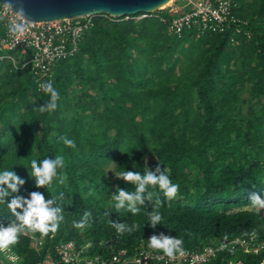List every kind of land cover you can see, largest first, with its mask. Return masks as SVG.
I'll list each match as a JSON object with an SVG mask.
<instances>
[{"label": "trees", "instance_id": "obj_1", "mask_svg": "<svg viewBox=\"0 0 264 264\" xmlns=\"http://www.w3.org/2000/svg\"><path fill=\"white\" fill-rule=\"evenodd\" d=\"M231 1L251 34L236 35L237 46L230 43L231 31L198 38L186 31L179 37L155 17H94L77 54L54 67L52 83L60 99L52 113L35 110L50 97L38 90L29 67L20 68L23 57L10 52L17 66L0 60V171L13 170L25 181L6 201L29 198L33 191L46 199L65 196L58 200L65 219L45 237L47 245L72 240L89 243L93 253L108 244L132 250L163 233L181 238L185 250H201L225 235L232 239L253 229L264 239V210L247 206L252 194L264 199V0ZM157 15L171 18L166 11ZM61 137L74 140L75 148ZM57 155L65 158L66 181L37 189L31 160ZM158 164L179 192L168 201L158 188L150 189L163 202L162 222L153 228L147 215L151 202L135 216L116 211L111 196L117 188L135 186L120 179L113 188L106 170L143 174ZM85 211L92 219L77 229L73 221ZM13 219L0 205V224ZM111 221L140 228L118 235ZM11 251L21 264L38 259L27 236Z\"/></svg>", "mask_w": 264, "mask_h": 264}, {"label": "built area", "instance_id": "obj_2", "mask_svg": "<svg viewBox=\"0 0 264 264\" xmlns=\"http://www.w3.org/2000/svg\"><path fill=\"white\" fill-rule=\"evenodd\" d=\"M231 0H196L188 1L176 14L166 19L161 15L137 14L125 17L124 20H143L151 17L168 24V32L181 36L192 31L198 38L204 34H223L231 31L230 43L238 45L236 35L250 37V32L243 28L246 22L238 19L233 13ZM160 12L157 11V13ZM114 20L108 15H99ZM0 24L3 35L0 37V60L7 59L16 65L10 52H17L23 57L20 68L29 67L38 90L40 84L53 82L54 67L61 61L73 58L79 49L84 34L94 26V17L84 16L76 19H64L53 22H33L30 31L18 39L9 36L7 21L15 17L0 8ZM29 238L30 248L38 259L34 264H262L264 262V239L249 236H237L232 239L212 243L201 250H185V255L169 258L140 243L137 247L115 248L113 245H102L99 253L90 251L91 245L77 244L75 241H64L57 244H46L45 237L25 235ZM51 238V237H50ZM226 248L221 250L220 245ZM233 249L234 252H230ZM236 253L250 256V261L243 258L227 257L226 254ZM2 264H21V259L11 249L0 253ZM14 255L17 260L7 257ZM240 256V255H239Z\"/></svg>", "mask_w": 264, "mask_h": 264}, {"label": "clouds", "instance_id": "obj_3", "mask_svg": "<svg viewBox=\"0 0 264 264\" xmlns=\"http://www.w3.org/2000/svg\"><path fill=\"white\" fill-rule=\"evenodd\" d=\"M0 8L6 12H10L15 17L14 19H9L6 24L10 37L18 39L30 31L33 21L28 18L27 11L22 5V0H4L0 4ZM40 88L49 95L50 99L43 106H39L35 110L40 113L55 112L58 107L57 102L60 99L59 91L51 81L40 84ZM61 139L66 146L75 148L74 140L67 137H61ZM35 147L34 145L33 151ZM30 167L31 171L29 174L35 179L37 189L51 186L54 180H58L60 184H63L67 179V176L61 173V170L66 167L65 158L62 155H57L55 158L45 157L39 162L36 159H32ZM115 176L135 186L134 191L117 188L116 194L111 196L112 201L115 202L114 207L116 211L126 210L135 216L140 213L141 207H145L147 202H151L153 209L147 213L150 221L149 224L153 228L161 224L162 214L159 212V208L163 202L159 198V195L150 189L158 188L159 192L168 201L177 197L179 185L173 183L167 170H162L158 164L155 171L148 169L141 174L139 171L123 170L116 172ZM24 184L25 181L15 171H0V205H5L14 217L7 226L0 224V253L9 252L12 246L19 243L21 236L28 235L29 233H39L42 237L55 234L65 219V210L58 203V200L62 202L65 199L63 193L58 198L50 197L46 199L42 192L33 191L29 194V198L17 195L13 196L10 202H7L6 198L10 197L12 193H18L20 187ZM250 201L251 203L247 205L248 207L254 208L257 211L264 210V199L260 195L252 194ZM91 219V212L85 211L81 220L79 222L73 221V225L77 229H83L89 225ZM111 227L115 229L118 235H123L139 230L140 225L138 223L128 224L126 222L111 221ZM244 235L256 238L257 232L253 229L250 233L245 232ZM223 239L227 241L228 236L225 235ZM147 241L149 248L162 252L169 258L185 255L184 242L181 238L161 233L160 235L151 236ZM225 248L226 245L222 243L220 249L223 250ZM229 251L234 252L233 249H229ZM7 258L9 260L18 259L14 255H9Z\"/></svg>", "mask_w": 264, "mask_h": 264}, {"label": "water", "instance_id": "obj_4", "mask_svg": "<svg viewBox=\"0 0 264 264\" xmlns=\"http://www.w3.org/2000/svg\"><path fill=\"white\" fill-rule=\"evenodd\" d=\"M171 0H22L33 22H53L84 16L112 18L149 14L161 10ZM4 0H0L2 4Z\"/></svg>", "mask_w": 264, "mask_h": 264}, {"label": "rangeland", "instance_id": "obj_5", "mask_svg": "<svg viewBox=\"0 0 264 264\" xmlns=\"http://www.w3.org/2000/svg\"><path fill=\"white\" fill-rule=\"evenodd\" d=\"M189 0H171L170 2H169V4L167 5H165V6H163V8H161V10H160V12H163V11H166L167 13H170L171 15H173V14H176L187 2H188ZM190 1H196V0H190ZM159 13V12H158ZM155 15H157V11H156V13H154ZM126 20V19H125ZM135 21H137V20H135ZM14 60L16 61V58L14 57ZM54 78V77H53ZM75 84V83H74ZM73 84V88L74 89H76V91H77V89H79L80 90V88L79 87H77L76 86V84L74 85ZM243 94V96L247 99V98H249L250 96L248 95V94H246V93H244V91L242 92ZM147 161L148 162H152L153 161V158H150V157H148L147 158ZM106 173H107V175L108 176H110L111 177V179H112V182L115 184V185H113V188H115L116 187V184H117V182L120 180V179H118L116 176H115V171L113 170V166H109L108 168H107V170H106ZM248 209V208H247ZM251 209V208H250ZM254 209V208H253ZM254 210H256V209H254ZM82 232H80V235L83 237V235L81 234Z\"/></svg>", "mask_w": 264, "mask_h": 264}, {"label": "bare ground", "instance_id": "obj_6", "mask_svg": "<svg viewBox=\"0 0 264 264\" xmlns=\"http://www.w3.org/2000/svg\"><path fill=\"white\" fill-rule=\"evenodd\" d=\"M168 4H169V3H168ZM168 4H167V5H168ZM162 8H163V7H162Z\"/></svg>", "mask_w": 264, "mask_h": 264}]
</instances>
